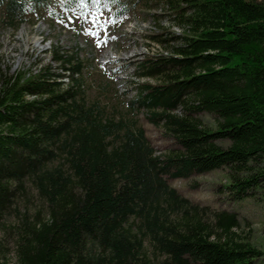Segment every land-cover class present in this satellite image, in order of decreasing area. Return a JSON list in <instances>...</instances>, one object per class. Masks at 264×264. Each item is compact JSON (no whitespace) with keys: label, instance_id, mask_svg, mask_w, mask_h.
I'll return each instance as SVG.
<instances>
[{"label":"trees","instance_id":"obj_1","mask_svg":"<svg viewBox=\"0 0 264 264\" xmlns=\"http://www.w3.org/2000/svg\"><path fill=\"white\" fill-rule=\"evenodd\" d=\"M8 1L9 8L21 17L38 7L28 0ZM154 1L180 31L164 32L169 41L167 53L143 61L142 69L161 74L163 79L137 82L128 104L148 108L152 121L163 123L174 138V148L154 162L158 171L169 179H188L226 170L227 181L218 190L228 200L259 195L264 202V0H100L96 4L84 0L81 11L98 13L113 26L134 14L137 4ZM54 85L43 80L26 83L28 93L39 94V99L7 103L5 83L0 118L5 113H27L42 103L53 105ZM203 113L212 116L213 127L203 124ZM96 134L88 132L73 155L74 181L64 185L55 180L51 183L55 186L42 193L48 216L36 215L27 224L30 238H22L17 264H146L131 259L129 242L111 241L121 215L142 196L141 185L148 179L139 170H132L137 174L133 178L127 176L131 169H138V142L128 145L123 159L110 162L101 157L104 153ZM48 154L47 149L40 153L39 161H45ZM36 167L37 163L29 174H37ZM117 167L125 181L112 179ZM7 183L0 176V211L7 207ZM195 215L194 211L173 219L152 215L156 248L166 255L158 264H252L262 256L234 232L239 227L235 213L216 214L217 233ZM101 233L110 255L92 262L84 253V244Z\"/></svg>","mask_w":264,"mask_h":264},{"label":"rangeland","instance_id":"obj_2","mask_svg":"<svg viewBox=\"0 0 264 264\" xmlns=\"http://www.w3.org/2000/svg\"><path fill=\"white\" fill-rule=\"evenodd\" d=\"M28 2L38 7L21 17L9 8L8 0H0V95L6 83L7 103L37 100L40 95H30L25 86L43 80L55 84L51 94L57 97L53 105L42 103L27 113H5L0 118V156L7 155L0 159V176L8 181L7 207L0 211V264H17L21 240L30 238L27 224L36 215L47 218L48 205L42 193L55 186L51 185L55 180L64 185L74 181L73 155L91 130L97 131L104 153L101 157L110 162L123 159L128 145L138 142L137 157L142 161L138 159V169H131L127 176L133 178L137 174L132 170H139L148 179L141 185L142 196L121 215L111 235L114 243H130L131 259L146 264L166 259L156 248L153 214L173 219L194 211L217 233L216 214L227 212L237 215L239 227L234 232L239 238L262 253L252 264H264V202L259 195L228 200L225 192L218 190L227 181L226 170L188 179L162 175L154 162L174 148V138L166 133L163 123L152 121L148 108L128 104L137 82L163 79L161 74L142 69L143 61L167 53L169 41L164 32L180 31L161 5L157 1L137 4L134 14L109 26L100 14L83 13L77 0ZM89 29L100 35H89ZM200 119L213 127L209 114L203 113ZM79 132L82 135L77 137ZM46 149L50 154L39 161ZM36 163L37 174H29ZM118 169L112 172V179L125 181ZM83 250L92 262L110 255L102 233L88 239Z\"/></svg>","mask_w":264,"mask_h":264},{"label":"snow or ice","instance_id":"obj_3","mask_svg":"<svg viewBox=\"0 0 264 264\" xmlns=\"http://www.w3.org/2000/svg\"><path fill=\"white\" fill-rule=\"evenodd\" d=\"M78 2H79V4H80L81 7L84 6V0H78ZM91 2H92L93 4H96V3H99L100 0H91ZM88 34H89V35H92L93 37L100 35V33H97V32H95V31L92 30V29H89V30H88ZM97 46H98V47L100 46V41H99V40H97Z\"/></svg>","mask_w":264,"mask_h":264}]
</instances>
